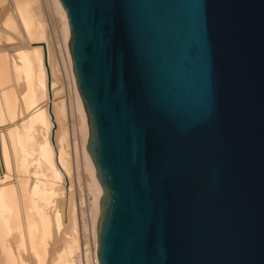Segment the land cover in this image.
<instances>
[{
	"label": "water",
	"instance_id": "water-1",
	"mask_svg": "<svg viewBox=\"0 0 264 264\" xmlns=\"http://www.w3.org/2000/svg\"><path fill=\"white\" fill-rule=\"evenodd\" d=\"M60 1L99 264H264V0Z\"/></svg>",
	"mask_w": 264,
	"mask_h": 264
},
{
	"label": "bare ground",
	"instance_id": "bare-ground-1",
	"mask_svg": "<svg viewBox=\"0 0 264 264\" xmlns=\"http://www.w3.org/2000/svg\"><path fill=\"white\" fill-rule=\"evenodd\" d=\"M70 38L60 0H0V264H99L103 189L87 150ZM63 81L74 134L57 97Z\"/></svg>",
	"mask_w": 264,
	"mask_h": 264
},
{
	"label": "rangeland",
	"instance_id": "rangeland-1",
	"mask_svg": "<svg viewBox=\"0 0 264 264\" xmlns=\"http://www.w3.org/2000/svg\"><path fill=\"white\" fill-rule=\"evenodd\" d=\"M54 20H53V24H54ZM49 25L50 26H52V21L51 20H49ZM62 82H60L59 84V87H58V91H57V93H58V95H57V97H58V99L61 101V102H63L62 103V107H63V111H64V113H65V116H64V120H65V126H66V128H67V131H68V133L69 134H74V133H76L77 131H76V128H77V120H76V116H75V113H74V111H73V107H72V101L70 100V88L67 86V84H66V81L64 82L63 81V84H61ZM65 84V85H64ZM69 91V92H68ZM59 101V102H60ZM74 184V198H75V201H77L76 203H78V208H79V213H81V210H80V207H81V205H80V190L78 189V187L76 186V184L75 183H73ZM83 198H84V204H83V206H84V211H85V215H87V195H86V192H85V184H84V182H83Z\"/></svg>",
	"mask_w": 264,
	"mask_h": 264
}]
</instances>
